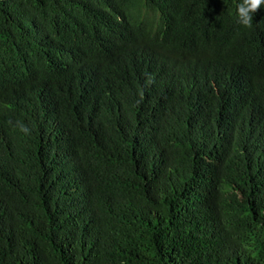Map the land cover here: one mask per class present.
<instances>
[{"label":"trees","instance_id":"trees-1","mask_svg":"<svg viewBox=\"0 0 264 264\" xmlns=\"http://www.w3.org/2000/svg\"><path fill=\"white\" fill-rule=\"evenodd\" d=\"M241 2L0 0V264H264Z\"/></svg>","mask_w":264,"mask_h":264},{"label":"clouds","instance_id":"clouds-1","mask_svg":"<svg viewBox=\"0 0 264 264\" xmlns=\"http://www.w3.org/2000/svg\"><path fill=\"white\" fill-rule=\"evenodd\" d=\"M264 5V0H242L237 6V15L239 22L250 27L253 21V15ZM21 131L28 133L30 130L22 123L18 122Z\"/></svg>","mask_w":264,"mask_h":264}]
</instances>
